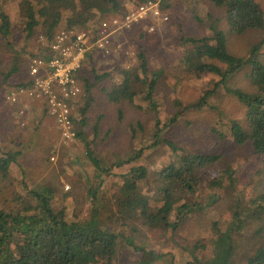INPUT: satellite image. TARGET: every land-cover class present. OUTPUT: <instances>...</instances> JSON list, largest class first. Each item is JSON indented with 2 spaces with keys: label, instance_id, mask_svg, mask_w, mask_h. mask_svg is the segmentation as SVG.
Instances as JSON below:
<instances>
[{
  "label": "rangeland",
  "instance_id": "obj_1",
  "mask_svg": "<svg viewBox=\"0 0 264 264\" xmlns=\"http://www.w3.org/2000/svg\"><path fill=\"white\" fill-rule=\"evenodd\" d=\"M113 1L121 3L123 8L119 13L103 18L96 14L85 24H75L71 28L68 18L72 14L67 13L66 19L55 28L53 37L48 38L42 24L33 33L28 32L26 7L28 3L37 5L35 1L0 0V12L6 13L11 22V34L8 37L0 34V157L8 151L19 154V165L16 163L12 167L10 175L7 178L0 175V207L6 210L21 208L18 197L25 198V186L51 184L58 187L60 195H72L77 191L83 202L77 204L69 195L65 199L60 197L62 200H58L55 207L64 206L71 215L77 210L80 219L85 220L93 210L87 200L88 182L98 185L103 180L99 191V205L104 208L102 218L111 219L109 225L113 229L133 237L136 246L144 250L137 251L122 240L114 264H185L193 258L189 250L201 246L205 250H197L195 254L200 258L211 256L216 227L226 230L232 222L236 203L242 198L244 202L249 201L264 191V155L256 154L250 144L237 145L233 141L230 133L233 124L247 129L246 109L224 89L209 99L205 109L184 112L185 106L199 101L217 82L213 75L196 76L186 72L184 62L191 49L185 39L209 36L211 21L220 18V29L227 34L230 52L244 57L253 45L264 39V31L242 36L231 34L222 10L208 0H156L167 21L152 17L139 19L130 29L114 36L111 54L103 56L94 52L89 55L91 59L87 57L79 74L83 93L76 106V127L78 132L84 130L85 140L91 143L94 157L100 161L98 169L106 171L100 179L97 178L100 172L87 157L86 144L78 138L64 143L43 102L26 98L13 106L8 101L17 85L29 81L30 62L48 55L55 35L72 29L91 31L97 36L104 21L122 19L140 5L135 0ZM255 1L264 13V0ZM140 52L146 55L151 69L162 71L156 91L161 127L174 116H179V120L164 130L162 142L157 147L144 151L141 160L118 167L121 159L155 142V116L147 111V104L137 100L133 105L112 104L106 97L107 93L122 88V71L138 67ZM9 73L14 74L7 78ZM103 75L107 77L97 79ZM249 75L248 67L239 71L230 79L228 87L252 92ZM82 109H86V114L81 113ZM165 140L187 153L222 158L218 165L198 173L199 189L193 201L205 210L194 211L174 232L167 226L156 231L139 228V232H130L138 223L124 231L122 221L114 223L118 219V196L126 200V197L139 195L147 197L153 207L161 204L163 193L158 189L157 175L177 161ZM134 166H144L147 176L134 183L133 193H123L121 189L127 173ZM226 168L235 172L234 183L230 185L225 179L223 188H212L213 180L223 179ZM170 220L174 221V217Z\"/></svg>",
  "mask_w": 264,
  "mask_h": 264
},
{
  "label": "trees",
  "instance_id": "obj_2",
  "mask_svg": "<svg viewBox=\"0 0 264 264\" xmlns=\"http://www.w3.org/2000/svg\"><path fill=\"white\" fill-rule=\"evenodd\" d=\"M33 1L37 5L28 3L26 7L28 32L33 33L35 28L42 24L46 27L45 33L48 38L53 37L55 28L66 19L67 13L73 15L68 18L71 28L75 24H85L90 17H96V14L103 18L110 14L115 15L123 8L121 3L112 0ZM135 1L144 4L156 0ZM208 1L222 10L231 34L242 36L248 32L264 31V13L255 0ZM10 27L8 15L1 11L0 34L8 37L11 34ZM209 30V36L185 39V44L191 49L185 58V70L188 74L196 76L213 75L217 77V82L199 101L185 106L184 112L205 109L208 107L209 99L220 89H224L246 109L247 129L241 124H233L230 129L233 141L237 145L250 144L256 154L264 155V39L253 45L247 56L241 57L230 52L227 34L220 29V18L211 21ZM89 57L88 59H91ZM137 57L138 67L121 72L122 88L107 93L106 97L112 104L133 105L136 100L147 104V111L155 116V142L133 155H128L126 159H121L117 162L118 167L141 160L144 151L157 147L162 142L164 130L177 124L179 120V116H174L161 127L156 91L162 78V71L151 69L143 52ZM247 67L250 68L252 92L228 87L230 79ZM13 74L9 73L7 78ZM106 77L98 76L97 79L103 80ZM84 81L89 85L88 80ZM31 84L30 80L16 87H27ZM81 113L86 114V109H82ZM139 127L143 129L142 125ZM84 133V130L79 131L77 137L86 144L87 157L100 172L97 178H103L106 171L98 169L100 161L94 157L91 143L85 140ZM164 143L176 155L177 161L167 165L157 175L158 189L163 193L161 204L153 207L147 197L139 195L126 197V200L118 196L116 199L119 208L118 219L114 223L122 221L121 228L124 231L125 228L130 230L131 224L138 223L130 232H139V228L156 231L161 226L170 227L174 232L188 221L194 211L205 210L193 201L199 189L198 173L218 165L222 158L187 153L170 140H165ZM18 157L19 154L13 151L2 154L0 175L3 178L10 175L16 163L19 165ZM146 176L147 169L144 166L132 167L127 173L121 192L133 193L134 183L145 179ZM222 176V180H213L212 188H223L225 179L230 185L235 181V172L231 168H226ZM102 181L98 185L93 181L88 182L87 200L91 202L93 210L90 217L85 220L80 219L77 210H73L71 215L66 207L63 206L61 209L55 207L58 200L71 195L67 193L60 195L56 185L44 184L33 188L25 186L27 190L25 198L18 197L21 208L6 210L0 207V264H114L122 240L125 245L128 244L137 251H144L136 246L133 237L113 229L109 225L111 219L102 218L104 208H100L99 205ZM71 196L79 204L80 197L77 191ZM60 197L62 199H59ZM242 199L236 203L232 212V222L226 230H221L215 225L217 236L212 255L200 258L195 252L205 250V247H194L189 250L193 257L192 261L185 264H264V191L249 201L244 202ZM216 200L217 198L213 202ZM173 217L174 221L170 220Z\"/></svg>",
  "mask_w": 264,
  "mask_h": 264
},
{
  "label": "built area",
  "instance_id": "obj_3",
  "mask_svg": "<svg viewBox=\"0 0 264 264\" xmlns=\"http://www.w3.org/2000/svg\"><path fill=\"white\" fill-rule=\"evenodd\" d=\"M147 17L167 21L159 4L151 1L140 4L135 12H129L122 19L104 21L97 30H64L55 35L49 53L44 58H34L29 64L31 86L16 88L8 97L11 104L22 99L43 102L66 144L77 137L76 106L82 96L79 74L87 57L93 52L107 56L111 54L114 36L131 28L133 23Z\"/></svg>",
  "mask_w": 264,
  "mask_h": 264
},
{
  "label": "crops",
  "instance_id": "obj_4",
  "mask_svg": "<svg viewBox=\"0 0 264 264\" xmlns=\"http://www.w3.org/2000/svg\"><path fill=\"white\" fill-rule=\"evenodd\" d=\"M30 80H31V78H29V81H30ZM11 105H13V104H11ZM14 105H18V104H14ZM14 105H13V106H14Z\"/></svg>",
  "mask_w": 264,
  "mask_h": 264
}]
</instances>
